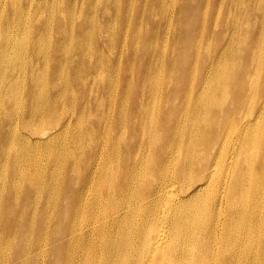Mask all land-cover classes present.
Here are the masks:
<instances>
[{
  "label": "bare ground",
  "instance_id": "obj_1",
  "mask_svg": "<svg viewBox=\"0 0 264 264\" xmlns=\"http://www.w3.org/2000/svg\"><path fill=\"white\" fill-rule=\"evenodd\" d=\"M215 1L202 0L208 25L193 26L189 43L192 1L160 20L135 71L120 66L130 58L122 46L144 12L0 0V249H16L9 264H42L29 252L49 244V264H264V0ZM106 15L126 27L120 50L103 34ZM179 42L193 48L187 63L173 57ZM76 85L87 91L76 95ZM13 95L24 110L8 103ZM45 191L49 239L15 244L37 228L30 213Z\"/></svg>",
  "mask_w": 264,
  "mask_h": 264
},
{
  "label": "rangeland",
  "instance_id": "obj_2",
  "mask_svg": "<svg viewBox=\"0 0 264 264\" xmlns=\"http://www.w3.org/2000/svg\"><path fill=\"white\" fill-rule=\"evenodd\" d=\"M110 1H112V0H100L101 4L107 5V3H108L107 8H108L109 12L120 11V12H122V15H123L125 13V10L127 7V8H130L133 11V14H135V15L139 12L145 13L144 19H142L141 21H133L131 31L126 38L125 44L122 46V47H129V52H130V58L128 55H126L124 57L123 61L121 62V65H120L125 70H127V69H129V67L133 66L135 68V71H137L141 67L144 66L143 64H145L146 60H147L146 54L144 51L145 42H146V38H147V32L154 34V38H157L156 33L160 30H163V29L155 28L156 24L160 20H170L171 18L174 19L175 18L174 12H175L176 7H178L180 5L187 6L190 1H192L195 5V7H194L195 9H193L190 12V15L187 17V21L190 23V27L188 29L184 30V32H187L188 30L191 31V36L189 38L188 43L192 40L194 32H195V28H193V26L194 27H202V26L207 27V25H208V23L204 20L205 14L203 12L206 13L209 11V9L203 8L204 5L202 3V0H171L170 6H165L162 3L156 4V3H153L151 0H132L130 5H128V6H125L124 3H119V4L114 5V4H111ZM122 1L126 2V0H122ZM210 1L214 6H220V4L217 1H215V0H210ZM196 10H200V11H196ZM120 17L121 16H111L110 17V16L106 15L101 19V23H100L103 25V27H105V31L103 34L108 37L109 42L111 43V46L113 48L117 47L119 50H120V48H122L120 45L122 43L123 34L126 32V27L122 25V20L120 21L121 24L119 25L120 27L122 25V29L119 32L118 20ZM133 27L135 29H143V31L142 30L133 31ZM209 29L207 30V33H208ZM131 35H132V41L130 42V36ZM0 39H5V36H0ZM105 41H106V39H105ZM95 42L99 46L98 41L95 40ZM188 43L179 42V50L173 56L177 62L182 61V63H187L190 61V59H192L193 48ZM161 44L166 46L168 49H170V43L169 42H164ZM205 46H206V40H204L203 53L205 52ZM99 48H100V46H99ZM131 48L136 49L139 52L135 57L136 59H133ZM152 50L154 51L155 49H152ZM70 51L74 52L76 50L74 47H71ZM8 57L12 61L13 59H15L17 57V55H15V54L11 55L10 54ZM104 59H105V63L107 64V68L105 69V71L112 73V71L110 69V65L113 63V60H109L107 58H104ZM159 63H160L159 59L156 58L155 64H159ZM108 64H109V66H108ZM49 67H50V65H41L39 72L40 73L48 72ZM131 70H128L127 72L130 74ZM80 72L84 73V74L89 73V71L85 68H81ZM69 73H71V70L69 71ZM136 78H137L138 82L142 80V79H140L139 75ZM126 84L127 83L125 81H122V87L123 88L126 86ZM103 86H106L107 90L109 88H112L111 83L109 81H106L105 83H103ZM76 87L78 89L76 95H78L80 92L87 91L86 89L80 90L77 85H76ZM89 87L95 94H101L102 93V91H98L91 86H89ZM11 89H15V87H11ZM112 90H113V88H112ZM22 94L24 95L25 93L22 92ZM17 101H19L20 111L24 110L25 105L19 97L13 95V97L8 99V103L13 105V106L15 105V103ZM109 108H110V104L108 101H106L104 106H103L102 111L105 113H108ZM15 110L17 111L16 108H15ZM94 117L97 119L98 116L94 114ZM20 130H23V129L20 128ZM44 158L46 161H48L50 166H54V165L58 164L57 158L52 159V160H48L47 157H44ZM20 191H27L25 184L21 188ZM50 196L51 195L47 191H45L44 198L38 200L36 208H34L33 211H31V213H30V215L32 216L31 217V223H32V225H36L37 228L34 231H28L26 233V238L22 237V239H15L14 240L15 244H20V245L32 247L33 243L35 241H38V239H42L44 241H47L49 239L48 219L50 217L51 212H44L43 207L47 206ZM54 196H56V195H54ZM60 202L61 201L59 198L58 207H57L56 211L54 212L55 213L54 216H57V214H58L59 206L61 205ZM60 208H61V206H60ZM40 225L43 226L44 229H40ZM56 227H57L56 232L62 231V233H63L65 231V226H63V224H61V225L57 224ZM49 247H50V244L44 245L41 247V248H47L48 252L44 251V250L40 251L39 248H37L36 250L30 251L29 252L30 257L35 258L36 256H38L41 259L40 262L42 264H49V261H48V253L50 251ZM63 247H61V249ZM58 249H60V247ZM14 256H17L16 249L14 248V246H12V245L5 246L4 245L0 249V262L6 263V264H9V262L12 263ZM28 264H31V263H28Z\"/></svg>",
  "mask_w": 264,
  "mask_h": 264
}]
</instances>
